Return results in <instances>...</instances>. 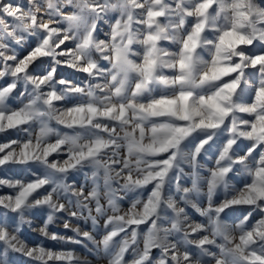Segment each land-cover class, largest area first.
Returning a JSON list of instances; mask_svg holds the SVG:
<instances>
[{
	"label": "snow or ice",
	"instance_id": "6c2138e0",
	"mask_svg": "<svg viewBox=\"0 0 264 264\" xmlns=\"http://www.w3.org/2000/svg\"><path fill=\"white\" fill-rule=\"evenodd\" d=\"M28 4L25 9L0 0V78L11 77L0 86V132L26 133L25 139L0 143V167L35 164L42 171L25 179L0 177V187L13 190L0 195V206L18 218L0 219V264H13L9 252L38 264H80L71 250L28 246L20 238L21 226L31 223L25 214L32 209L47 210L42 235L65 243L90 241L110 254L109 264H264V218L246 228L251 212L245 215L235 225L238 242L221 218L235 205L264 213V9L254 0H44L43 9L35 0ZM110 10L119 17L108 39H98V24ZM26 41V55L20 58L15 46ZM164 41L177 50L163 47ZM134 44L143 48L140 62L131 58L139 55ZM94 52L110 68H102ZM41 58H48L49 66L30 71ZM61 65L107 79L95 85L57 80ZM249 68L258 85H249ZM21 81L19 95L27 96V102L13 108L8 101ZM251 94L254 99L248 102ZM76 95L79 103L56 106ZM240 113L253 119H242ZM52 120L72 133L57 132ZM32 125L39 127L35 135ZM53 134L56 139L49 142ZM241 138L250 141L242 155L234 147ZM213 148L214 163L204 176L200 161ZM54 153L67 158L49 159ZM85 168L92 169L93 178L87 192L83 185L77 189L74 179L67 182L70 173ZM101 170L107 206L96 183ZM241 172L243 187L229 196V174ZM186 174L191 187L180 183ZM220 187L226 195L216 203ZM119 191L138 193L123 212ZM190 193L206 197L207 206L190 200ZM189 204L206 224L189 222ZM65 212L73 218L87 213L93 225L106 217L103 234L97 231L100 239L78 227L72 228L75 237L49 233V225ZM64 228H70L68 220ZM217 237L225 243L218 244ZM129 253L130 261L125 258Z\"/></svg>",
	"mask_w": 264,
	"mask_h": 264
},
{
	"label": "rangeland",
	"instance_id": "374dc122",
	"mask_svg": "<svg viewBox=\"0 0 264 264\" xmlns=\"http://www.w3.org/2000/svg\"><path fill=\"white\" fill-rule=\"evenodd\" d=\"M14 3H21L25 5V9L29 6L28 0H12ZM37 5H40L43 9L46 5H44V0H35ZM170 3H174V0H169ZM255 4L261 8L264 9V0H254ZM139 12V10H137ZM41 15H43V11L41 12ZM119 17L118 11H112L110 10L107 15L106 19L98 24V29H97V37L98 39L101 40H107L108 39V34L110 33V25L111 23H114V19ZM189 22H194V18H188ZM7 22L11 24V18H8ZM190 26V24H189ZM134 27H137V25H134ZM142 27V26H140ZM68 43L69 47H72L71 42H66ZM29 41H26L24 44L15 46V51L17 55L22 58L24 55H26V52L23 51L22 49H27L28 48ZM162 46L167 48L169 51H176L177 46L172 44L169 41H164L162 42ZM63 47V46H62ZM133 50L139 53L137 56L131 57L132 59L136 60L137 62H140L142 59V54H143V48L139 44H134ZM250 47V46H249ZM11 54V52L9 53ZM205 58L207 57V53L203 52L202 53ZM93 57L98 61L100 66L102 68H110V64L108 61L103 60L100 58L99 53H93ZM12 63V62H9ZM43 65L45 67L49 66L50 60L48 58H41L35 62L34 65L30 66V71H33L36 68V65ZM164 74L166 75H172V72L168 69H164ZM254 69H247L246 73L249 74V85H258V79L257 77L251 75V73H254ZM65 77L67 79L72 80L74 83H90L92 85L95 84H103L105 83L107 77H96V78H90L86 73H80L75 69L69 68L65 65H61L57 69V74H56V79L59 80L60 78ZM227 79V78H226ZM11 81L10 76H6L4 78H0V86H4L7 83ZM29 90H31V86H29ZM24 91V84L23 81L19 82L17 85V88L13 91L11 94V97L8 101L9 105L13 108L21 106L22 103L27 102V96L21 98L20 97V92ZM159 88H157L156 92L153 94H159ZM248 102H251L252 99H254V94L248 95L247 97ZM80 102V97L78 95L72 96L67 98L64 101L56 102V106L58 108H66V107H71L76 103ZM242 119L249 120L251 121L253 119V116L249 114H244L240 113L238 114ZM50 126L55 129L57 132L63 134L65 132L71 134L73 130L67 129L63 125H59L56 123L55 120H52L50 122ZM21 128L28 127L27 125L25 126H20ZM32 130H33V135H35L39 131L38 125H32ZM26 138V133L20 131L19 129H9L4 132H0V143H5V142H10L12 140H18V139H25ZM56 139L55 134L51 135L49 137V142H54ZM250 144V141L244 140L241 138V140L238 141V147L234 146L237 148V151L239 154H243V152L246 150V146ZM259 151V150H258ZM215 153V148L210 150V152L204 156V158L200 161L201 163V172L202 175L206 176L207 175V169L213 166L214 163V154ZM123 154V152H122ZM67 156L66 154H61V155H56L55 153L49 157V159H57V160H63L66 159ZM185 172L187 173L188 171V166L184 165ZM42 171L41 166L39 165H13L9 164L7 166L0 167V177L4 178H10V179H25L29 176L30 172H36L39 174ZM92 169L90 168H85L83 170H74L72 173L69 175V179L67 182L71 183L72 180L74 179L76 181V188L79 189L81 185L85 187L86 192L90 191L92 186H93V178L91 175ZM87 173V176L85 175ZM103 170L100 171L98 177L96 178V183L99 185L101 189V203L106 204V200L103 198ZM245 179V174L244 173H237L229 174V179H228V184H229V189H228V195L230 196L231 192L233 189H238L243 187ZM122 183V181H121ZM180 183L183 187H191V179L189 176L186 174L181 177ZM151 186H148V189H150ZM148 189L142 190V191H147ZM206 191V187L204 189ZM12 189L5 187H0V195H9L12 194ZM138 193H128L125 195L123 191H119L117 193L118 197H123V199H118V203L120 204L121 211L127 210V208L130 206L131 200L136 198V195ZM165 194H168V191L166 189ZM226 192L223 187H220L217 189V194L214 197V201L216 203L221 202L225 198ZM189 199L192 200L193 202L196 203H201L202 206H207V199L204 196H196L195 193H190L189 194ZM64 202V201H61ZM183 206V205H181ZM186 211L188 213L189 217V222H195V223H207V220L205 217H201L198 212H196L195 209L191 207V204L188 205L186 208ZM249 212H251V216L249 217L248 223L246 225L247 227H250L252 224H254L256 221L260 220L261 218H264V213H262L259 209H254L252 206H247V205H235L232 206L229 209H226L224 213L221 214V218L224 221L225 224L228 225V234L232 237H235L237 242L238 238L240 235L239 229L235 227L237 223L245 215H247ZM47 210L46 209H32L29 210L25 216L26 220L31 221V223H25L21 226V232L19 233V236L22 240L25 241V243L28 246H34V245H43L47 249H51L54 251H61V250H71L74 252V255L79 258L80 264H109V260L111 258L110 254L106 253L103 248L101 247L100 249H96L95 245L90 242V241H84L81 244H75V243H65L62 241L58 240H51L50 238L42 235L39 232V228L43 225L44 220L46 218ZM95 214V213H93ZM108 215H112V213L109 211ZM168 215L171 216V210H168ZM87 213H85L84 217L80 218H73L68 215L67 212L65 213H60L57 215V219L49 225V233H57L60 236H63L65 238L67 237H75L76 234L72 231V228H79L81 233L84 231H89L91 234L97 239H100V235H97L98 229L101 230V235L103 234L102 232V226L104 224V218L98 217V224L93 225L91 220L86 219ZM3 218H17L15 213L10 212L7 209H4L2 206H0V219ZM18 220V218H17ZM65 220H68L70 222V228L65 229L64 228V222ZM142 229L146 231V226L142 225ZM123 235V234H122ZM197 234H193V238H195ZM82 239V237H81ZM217 243L218 244H223L225 241L223 240L222 237H217ZM231 246V245H229ZM255 247H258L255 246ZM0 248H3V245L0 244ZM193 252L199 254V250L195 247V245L192 246L191 249ZM212 251L218 253L219 249L216 247H212ZM153 255L156 256L157 258L159 257V250H154ZM127 260H131L132 256L129 254H126L125 257ZM7 259L13 264H38V262L34 261L33 259L24 256L21 253L17 252H9ZM50 264H66V262H50Z\"/></svg>",
	"mask_w": 264,
	"mask_h": 264
}]
</instances>
